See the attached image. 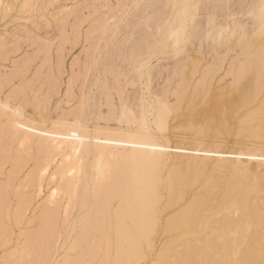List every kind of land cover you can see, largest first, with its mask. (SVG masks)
I'll use <instances>...</instances> for the list:
<instances>
[{"label": "rangeland", "instance_id": "374dc122", "mask_svg": "<svg viewBox=\"0 0 264 264\" xmlns=\"http://www.w3.org/2000/svg\"><path fill=\"white\" fill-rule=\"evenodd\" d=\"M263 3L264 0H0V198H4L0 204V256H5L0 257V264H69L74 255L86 251L87 238L80 236V228L87 215V191L96 185L99 158L111 170L103 176L110 192L107 215L111 224L101 222L98 215L90 225L95 236L92 246L97 248H93L94 253L86 251L87 256L84 252V259L81 255L76 264H89L91 260L90 264H101L104 261L100 259L105 257L110 260L105 258L104 264H114V211L123 194L133 195L138 187L134 176L127 184L124 180L127 158L131 156L128 138L152 128L160 103L171 106L175 102L183 75L189 83L184 106L191 100L199 106L204 99L197 90L201 86L234 88L235 70L245 58L240 45L258 33ZM221 28L225 34L220 37ZM263 103L264 83L250 105L264 106ZM187 110L183 107L181 114L170 110L165 129L151 130L164 135L170 144L198 140L193 129L201 124L202 112L190 121ZM233 123L227 137L223 135L218 141L222 149L218 157L253 141ZM77 124L81 134L76 142L59 143L56 136ZM26 125L30 128L25 135ZM7 128L14 132L8 140L4 138ZM107 134L111 136L106 138ZM48 140L54 141L52 148L45 145ZM85 160L91 164L92 181L85 182L81 166L71 200L72 180L67 172L77 164H85ZM138 169H134L136 177ZM49 197L53 198L52 219L44 217ZM44 221L51 227L48 236L41 228ZM124 221L131 225L127 217ZM99 227L102 231H98ZM33 232L48 237L49 243L31 236ZM161 237L158 232L150 235L149 246L144 247L147 260L152 257V244L158 248ZM76 240H81L80 246ZM122 247L128 254L121 256L122 263L126 257L130 264L146 260L135 262L126 244ZM103 254L111 255L108 258ZM80 255L74 258L77 262Z\"/></svg>", "mask_w": 264, "mask_h": 264}, {"label": "bare ground", "instance_id": "6f19581e", "mask_svg": "<svg viewBox=\"0 0 264 264\" xmlns=\"http://www.w3.org/2000/svg\"><path fill=\"white\" fill-rule=\"evenodd\" d=\"M254 8L256 7L254 6ZM261 15L262 22L258 33L247 37L240 45L245 58L235 70L233 76L234 88H211L210 84L201 86L197 90L198 93L204 96V99L199 106L192 100L184 106L189 83L183 75L175 93V102L171 106L164 104V102L158 105L157 112L154 113L152 121V128L155 127L158 130L165 129L166 117H168L170 110L178 114V112L182 111L183 107H188L186 117L190 121H195L199 113L202 112L200 117L201 124L193 129L196 137L199 138L198 140H192L187 144L185 142L170 144L164 135L153 133L151 127L144 134L128 138L131 144V156L127 158V165L129 166L125 169L124 180L127 184L129 177L133 180L136 178L138 187L134 193L132 192L133 195L128 193L123 194L121 203L116 204L117 206L114 211L116 228H114V232H116L115 237L117 238V242L116 250H114L117 252V256L115 255V258L113 255L116 259V261L112 260V262L115 261L114 264H130L127 260L129 257H126L124 263L121 262V256L128 255L122 247L125 244L128 252L133 254L135 262L146 258L142 264H264V144L261 143V140L264 138V106L261 105L262 103L258 106L250 105L256 91L264 83V6ZM223 33V29L221 28L219 36H223ZM200 83L203 84V82ZM196 85H198V82L194 86ZM19 121L17 124H20ZM233 122L240 126V130L245 131L248 138L253 139V141L249 140L245 145L242 142L243 146L239 144V147L235 146L237 149L234 148L235 150L232 149L231 152L228 149L229 151H227L230 152L229 154L227 153L228 155L218 157V154L222 150L221 143L218 144V141L221 140L220 138L223 135L229 134ZM29 128L26 125V129H22L25 135L29 133V130H27ZM12 133L10 128L5 129L4 138L8 140ZM80 134L81 132L77 124L64 128V131L56 137L59 143L71 141L73 144ZM110 134L105 135V137H110ZM87 137L89 138L90 136L88 135ZM120 139L125 140L126 137H120ZM53 144V140L45 142L46 146L51 147ZM171 149L174 151L170 152L169 150ZM81 166L85 169V182L92 181L90 174L91 164L88 162L87 165L86 160L85 164H77L72 170H69L67 175L72 180L69 187L71 200L74 198ZM87 166L88 170L86 171ZM135 167L139 168L137 177L134 170ZM96 168V185L92 191L85 189V191L88 190L87 195L90 198L87 201L86 218H83L86 220L81 224L82 227L80 225V236H86L87 238L86 251L92 253H94L92 250L97 248V246H92L94 245L92 239L95 236L93 237L94 234L92 235L94 230L91 233V229L93 228L90 226L91 223L93 224L98 215L101 216V222L105 223V220H107L110 223L111 221V218L107 215V202L110 198V192L108 191L109 188H106L103 178V176L109 175L111 170L107 167L103 158L97 160ZM113 183L115 185L118 184V182ZM52 199V197H49L46 201L44 217L47 219L54 217ZM3 201L4 198L2 199L1 197L0 204ZM20 203L19 205H21ZM125 217L130 220V226L124 221ZM45 221L41 228L44 229L47 235V231L49 232L51 227ZM131 226L135 229H132L133 227L131 228ZM100 227L104 228L105 226L102 224ZM100 227L99 230L97 229L98 231H102ZM55 230L57 232V229ZM8 232H11V230ZM156 232L162 237L158 248L155 249V243L152 244V251H150V253L152 252V257L147 260L149 257L145 254V246H149L148 239L150 235L156 234ZM105 233L106 231L104 230ZM31 236L40 239L44 244L49 241L48 237H39L36 232L31 233ZM107 238L109 239V237ZM95 239L96 241L98 240L97 238ZM80 241H77V243L79 242V246L82 243ZM52 243L47 247L44 246V248L49 249ZM107 246L111 248L110 244H107ZM110 250L112 251V249ZM86 251H84L85 254L87 253ZM21 255L23 254L21 253ZM79 255L74 256L77 258ZM81 255L78 257V262L73 256L74 258L69 264L79 263ZM105 255H108L109 258L111 254ZM18 256H20V253ZM0 257L2 258V256ZM24 257L28 259V256ZM83 257L84 255H82V259H84ZM26 258L24 259L27 261ZM44 258L46 259V256ZM67 258L63 257V260ZM105 258L107 259V257ZM105 258H101L100 260L105 262ZM11 262H14V259ZM91 262L92 260L89 264ZM104 262L101 261L99 263L104 264ZM14 263L16 264V262ZM27 263L30 264L31 262Z\"/></svg>", "mask_w": 264, "mask_h": 264}]
</instances>
